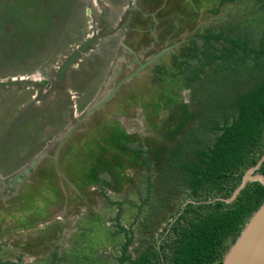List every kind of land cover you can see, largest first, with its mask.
<instances>
[{
  "label": "rangeland",
  "instance_id": "obj_1",
  "mask_svg": "<svg viewBox=\"0 0 264 264\" xmlns=\"http://www.w3.org/2000/svg\"><path fill=\"white\" fill-rule=\"evenodd\" d=\"M207 29L264 43V6L256 0H0V177L18 187L16 198L0 201V264H117L127 236L135 256L159 235L185 202L178 189L187 174L175 160H190L183 156L189 149L172 159L170 151L199 118L172 137L181 103H192L184 80L193 65L177 66L193 38L195 50L203 48L197 34ZM154 56L166 73L156 78L154 67L151 76L125 83L143 70L139 62ZM255 80L242 69L236 75L238 86ZM220 82L228 88V78ZM215 86H200L194 101L200 109ZM98 103L93 119H81ZM120 116L131 122L128 129ZM76 119L75 131L87 135L78 143L72 134L58 149ZM41 164L50 170L42 172ZM24 188L39 192L34 206L25 205Z\"/></svg>",
  "mask_w": 264,
  "mask_h": 264
},
{
  "label": "trees",
  "instance_id": "obj_2",
  "mask_svg": "<svg viewBox=\"0 0 264 264\" xmlns=\"http://www.w3.org/2000/svg\"><path fill=\"white\" fill-rule=\"evenodd\" d=\"M256 1L264 6V0ZM197 36L203 48L196 51L193 38L189 46L183 45L185 59L177 66L181 70L182 64L193 65L184 80L191 87L192 103H181V118L171 132L172 137L199 118L170 151L172 159L181 157L182 149H189L183 156L190 160H175L179 171L187 174L178 192L183 193V202H196L177 208L159 235L150 237L135 256L127 250L132 234L127 236L117 264H220L229 245L264 200V186L249 181L231 202H199L230 196L245 170L264 153V43L250 44L246 36L211 29ZM213 41L225 43L217 46ZM189 55L197 62L192 63ZM160 67L161 74L167 72ZM241 69L252 73L256 79L254 84L238 86L236 75ZM227 78L226 89L218 82ZM205 82L218 87H214L212 96L200 109L201 104L194 101ZM189 105L196 107L188 110ZM258 171L264 173V161Z\"/></svg>",
  "mask_w": 264,
  "mask_h": 264
},
{
  "label": "water",
  "instance_id": "obj_3",
  "mask_svg": "<svg viewBox=\"0 0 264 264\" xmlns=\"http://www.w3.org/2000/svg\"><path fill=\"white\" fill-rule=\"evenodd\" d=\"M99 105L100 104H92L84 116L92 112L95 108L99 107ZM73 127L74 126H72V128ZM72 128L66 132L64 139L70 135ZM263 161L264 153L254 165L245 170L241 177L240 183L236 186L230 196L215 197L213 199L199 202H213L215 200L231 202L237 197V195L249 181H257L264 186V173L258 171ZM189 202L196 201L186 200L183 203L182 208ZM220 264H264V200L250 215L238 235L229 245L222 257Z\"/></svg>",
  "mask_w": 264,
  "mask_h": 264
},
{
  "label": "flooded vegetation",
  "instance_id": "obj_4",
  "mask_svg": "<svg viewBox=\"0 0 264 264\" xmlns=\"http://www.w3.org/2000/svg\"><path fill=\"white\" fill-rule=\"evenodd\" d=\"M153 16V15H152ZM127 50H129V49H127ZM129 51H131V50H129ZM157 58L158 59H162L161 58V56H157ZM154 59H156V56H154V57H152V58H149V57H147L146 58V61H145V63H140L139 62V68L138 69H140L142 66H145L144 68H143V70H137V71H139L138 73H136L137 71H135L134 73H130L129 75H127L126 76V82L125 83H127V81H129L130 79H132L133 77H135V78H138V77H145V76H151L150 75V69L151 68H156L157 69V72L158 71H161L162 70V68L160 67V66H163L162 64L163 63H160V64H158L157 63V61L156 60H154ZM136 60H137V58H136ZM152 60H154V61H152ZM149 61H151V62H149ZM118 66H119V64H118V61L115 63V67L114 68H118ZM117 69H114L113 70V73L114 74H117ZM156 78L158 77H161V73L160 72H158V75L157 76H155ZM155 77H153V78H155ZM128 78H129V80H128ZM110 80H112L113 78H109ZM129 87V86H128ZM134 87H131V89H133ZM130 92L132 91V90H129ZM98 104H100V103H98ZM101 105V104H100ZM100 105H99V107H100ZM99 107H97V108H95L93 111H94V113L91 115V113L93 112H90L89 114H87L86 116H84V114H82V117H81V119H84V120H90V119H93L94 118V115L96 114V110L99 108ZM86 111H88V110H86ZM100 112V111H99ZM91 115V116H90ZM127 117V116H126ZM120 118V121L123 123V125H124V127L126 128L127 127V129L129 128V125L131 124V122L130 121H124L123 122V120H124V117H122V116H120L119 117ZM79 119H76L74 122H75V124L74 125H72L71 124V126L66 130V132L70 129V128H72V126H76V124L77 123H79ZM77 128V127H76ZM75 127H73L72 128V130H71V133H70V138L72 137V134H74L75 135V137H77V140L75 139V141H77L78 143H80L81 141H83L84 140V136H86L87 134H84V135H80V134H78V132L77 131H75V129H76ZM112 129H113V131H116L119 135H120V131H117V126H115V125H113V127H112ZM73 131V132H72ZM81 133V132H80ZM106 133V132H105ZM109 133H113L112 131H110ZM108 133V134H109ZM117 133H115V135H117V139H119V141H122V142H124L123 141V138H121V137H119V135L117 134ZM103 135H104V133H103ZM68 136V137H69ZM64 137H65V135H64ZM64 137H62V138H59V140H58V146H57V148L58 147H61L62 145H63V143H65V141L67 140V138L66 139H64ZM92 137V136H91ZM89 140V139H88ZM68 142H69V140L66 142L67 144H68ZM101 142V141H100ZM103 142V141H102ZM78 143H76V144H78ZM66 144V145H67ZM89 144H90V146H92L93 145V143L90 141L89 142ZM124 144H126V142H124ZM76 146V145H75ZM93 147H94V145H93ZM71 148L72 149H74V146H71ZM75 148H77V146L75 147ZM59 149V148H58ZM58 149L56 150V151H58ZM75 150V149H74ZM120 150L122 151V149H121V147H120ZM114 158H115V160H117L118 159V157H119V155H118V153H114ZM55 157V156H54ZM120 158V157H119ZM54 159H56V157L54 158ZM35 160V159H34ZM120 160V159H119ZM121 161V160H120ZM38 162H40V160L38 161ZM42 165V169H43V171L42 172H46V171H49L50 169L48 168L49 166H45V165H43V164H41ZM67 167L69 168V169H71V171H72V169H73V166L72 165H70L69 164V166L67 165ZM59 168H61L62 169V171H63V165L60 163L59 164ZM49 169V170H48ZM32 171H33V169H32ZM73 172V171H72ZM59 173H60V171H59ZM19 178V177H18ZM18 181V183H21L23 180H17ZM29 186H32V188L34 189V188H36V187H33L34 185H29ZM27 187V186H26ZM69 187H72L71 185L69 186ZM3 188H7V192H6V194H1L0 193V201L2 202L3 200H4V198H6L7 196H14V198H16V189L18 188L16 185H14V186H12V185H9V184H5L4 183V179H3V177H0V191L3 189ZM31 187H29L28 189H30ZM72 189V188H71ZM24 190V192L26 191L27 193L25 194V193H23V194H25V198H26V200H27V202H26V206H30V204L31 205H33L34 206V199H35V197L33 198V196H34V194L33 193H37V194H39V192H36V191H33V190H25V188L23 189ZM40 191V190H39ZM76 194H77V192H76ZM19 199V198H18ZM23 199V198H22ZM14 200V199H13ZM12 200V201H13ZM25 200V199H24ZM19 202H16L15 201V203H14V207H16V208H18L19 210H20V204L21 205H23L24 203L23 202H20V200H18ZM0 205H1V203H0ZM3 208H4V206H2ZM34 208V207H33ZM32 208V209H33ZM17 209V210H18ZM38 209V208H37ZM38 211H40V210H38ZM32 216V214L30 213L29 214V216ZM30 216V217H31ZM44 219V218H43ZM0 220H1V222L2 223H0V224H2V226L4 225V222L2 221L3 220V218L1 217L0 218ZM15 220H18L17 218H15ZM34 220H37V222L38 223H40L41 225L42 224H44L45 222L43 221V220H40V219H34ZM18 222V221H17ZM16 224V223H15ZM16 225H18V224H16ZM3 229H0V235L3 233ZM46 232V231H45ZM43 235H45L46 236V233L45 234H43ZM34 238H36V236H34ZM2 239H1V237H0V241H1ZM24 244V243H23ZM27 255H25V257H26Z\"/></svg>",
  "mask_w": 264,
  "mask_h": 264
},
{
  "label": "bare ground",
  "instance_id": "obj_5",
  "mask_svg": "<svg viewBox=\"0 0 264 264\" xmlns=\"http://www.w3.org/2000/svg\"><path fill=\"white\" fill-rule=\"evenodd\" d=\"M76 142V141H75ZM42 176V175H41Z\"/></svg>",
  "mask_w": 264,
  "mask_h": 264
}]
</instances>
